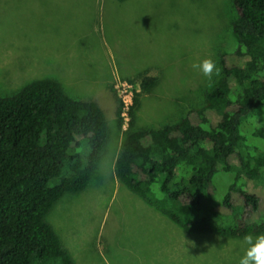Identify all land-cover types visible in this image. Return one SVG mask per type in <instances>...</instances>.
I'll list each match as a JSON object with an SVG mask.
<instances>
[{
	"label": "rangeland",
	"instance_id": "rangeland-1",
	"mask_svg": "<svg viewBox=\"0 0 264 264\" xmlns=\"http://www.w3.org/2000/svg\"><path fill=\"white\" fill-rule=\"evenodd\" d=\"M232 4L0 0V95L33 80L54 79L68 95L94 99L106 117L107 140L87 187L63 196L45 216L74 264H239L247 247L244 238L185 230L117 179L114 159L128 125L118 128L116 97L109 87L115 73L133 80L139 93L133 131L174 124L200 107L221 75L209 80L192 64L211 58L220 69L221 54L236 42ZM144 75L157 78L148 91L139 86ZM263 121L264 105L242 122L244 145L261 147L253 132ZM233 174L214 176L216 196L225 192Z\"/></svg>",
	"mask_w": 264,
	"mask_h": 264
},
{
	"label": "trees",
	"instance_id": "trees-1",
	"mask_svg": "<svg viewBox=\"0 0 264 264\" xmlns=\"http://www.w3.org/2000/svg\"><path fill=\"white\" fill-rule=\"evenodd\" d=\"M232 5L236 42L221 54V78L203 104L174 124L133 131L135 93L114 159L117 179L180 227L229 239L264 234V121L253 132L261 147L244 145L240 132L264 105V0ZM156 81L144 75L139 86L148 91ZM109 87L122 130L121 101ZM107 136L99 104L54 79L0 95V264H74L45 216L87 187ZM219 172L234 174L218 197Z\"/></svg>",
	"mask_w": 264,
	"mask_h": 264
},
{
	"label": "clouds",
	"instance_id": "clouds-1",
	"mask_svg": "<svg viewBox=\"0 0 264 264\" xmlns=\"http://www.w3.org/2000/svg\"><path fill=\"white\" fill-rule=\"evenodd\" d=\"M192 68L201 72L209 80L214 74L219 75L220 73V69L211 58H204L199 62H194ZM184 243L193 244L192 241H186L185 239ZM244 244L247 247L245 248L244 255L239 260V264H264V234L255 237L245 235Z\"/></svg>",
	"mask_w": 264,
	"mask_h": 264
},
{
	"label": "built area",
	"instance_id": "built-area-1",
	"mask_svg": "<svg viewBox=\"0 0 264 264\" xmlns=\"http://www.w3.org/2000/svg\"><path fill=\"white\" fill-rule=\"evenodd\" d=\"M132 83L125 80H117L114 84V88L118 92L120 101H121V117L123 120V127L126 128V125L130 119L129 110L133 105L134 91Z\"/></svg>",
	"mask_w": 264,
	"mask_h": 264
},
{
	"label": "crops",
	"instance_id": "crops-1",
	"mask_svg": "<svg viewBox=\"0 0 264 264\" xmlns=\"http://www.w3.org/2000/svg\"><path fill=\"white\" fill-rule=\"evenodd\" d=\"M117 79H119V80H127L128 78L126 77V76H123L122 74H119V73H115L114 74V76H113V78H112V80H113V85L112 86H114V84L116 83V81L115 80H117ZM111 80V81H112ZM112 84V82H110V84H109V86Z\"/></svg>",
	"mask_w": 264,
	"mask_h": 264
}]
</instances>
